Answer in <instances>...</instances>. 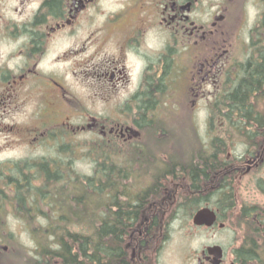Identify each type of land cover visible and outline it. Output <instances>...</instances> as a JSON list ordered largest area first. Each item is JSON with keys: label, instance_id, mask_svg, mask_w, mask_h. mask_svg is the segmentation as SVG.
I'll list each match as a JSON object with an SVG mask.
<instances>
[{"label": "flooded vegetation", "instance_id": "obj_1", "mask_svg": "<svg viewBox=\"0 0 264 264\" xmlns=\"http://www.w3.org/2000/svg\"><path fill=\"white\" fill-rule=\"evenodd\" d=\"M262 54L264 0H0V147L29 150L0 159V189H18L17 162H28L34 173L44 160L120 161L133 150V159L149 161L154 153L147 141L162 125L157 114H173L175 128L188 132V158L198 155L197 133L204 134L187 130L184 121L188 107L198 115L209 101L206 145L215 148L213 140L227 138L219 151L228 165L226 177L217 171L213 189L202 193L212 195L201 208L214 210L217 219L198 227L230 225V254L211 245L223 249L220 264H264V84L250 93L242 117L236 106L215 105L234 96ZM171 124L168 118L162 126ZM31 183L41 189L42 177ZM144 189H160L163 209L184 205L179 187ZM220 191L230 200L225 212ZM146 222L153 225L154 218ZM209 247L197 264L215 263ZM137 254L132 250V258Z\"/></svg>", "mask_w": 264, "mask_h": 264}, {"label": "trees", "instance_id": "obj_2", "mask_svg": "<svg viewBox=\"0 0 264 264\" xmlns=\"http://www.w3.org/2000/svg\"><path fill=\"white\" fill-rule=\"evenodd\" d=\"M263 84L264 60L252 65L236 85L234 96L221 97L215 105L236 106L242 117L247 114L250 93L261 90ZM250 112L255 114L254 110ZM222 115L225 121L232 120L231 113ZM211 145L215 148L205 145L198 155L187 160H169L161 171L158 169L160 172L148 187L183 189V207H200L211 202L212 194L202 193L213 189L217 171L221 178L226 175L228 163L219 149L227 147V138L217 137ZM127 158L93 162L91 174L74 170L75 161L44 160L39 163L40 172L34 173L27 167L28 162H17L13 178L20 182L18 189H0V225L4 222L1 215L4 209L21 212L18 218L26 226L39 225L34 232L35 255L30 256L28 264H88L87 256L90 264H159L162 244L170 235L179 207L172 204L169 210L163 209L159 200L165 195L160 189L134 188L130 181L137 178V172L135 164ZM36 175L42 177V188L30 189ZM4 177L1 169L0 179ZM219 195V207L225 212L230 201L228 194L220 191ZM168 213L171 215L168 223L158 225L157 219ZM31 217L41 221L32 224ZM147 218H154L153 225L146 222ZM132 250H137L140 256L132 258Z\"/></svg>", "mask_w": 264, "mask_h": 264}, {"label": "rangeland", "instance_id": "obj_3", "mask_svg": "<svg viewBox=\"0 0 264 264\" xmlns=\"http://www.w3.org/2000/svg\"><path fill=\"white\" fill-rule=\"evenodd\" d=\"M161 100L164 103L168 99L161 98ZM187 103L188 106L191 105V98H188ZM208 103L209 101H204V106H207ZM204 106L197 112L198 115L190 112V107H188L186 120L184 121L187 130L190 129L196 132H200L198 131L199 128L202 130L200 132L202 135L204 134L202 139L201 135L199 136L197 133L198 140L203 142L200 141L201 147L208 143L205 136L207 112ZM160 116L161 114H157L156 121L161 122L163 125L170 118L172 124L171 127L157 126L153 134L150 133L151 136L147 141V145L154 153V157L148 159L149 161H137L133 159L132 154L134 150L130 151L129 156H126L128 157L127 160H132L133 164H135L133 167L135 173L137 172V176H135L137 178H134L133 182L130 181L134 188L142 189L148 187L155 180L157 172H160L169 160H187L188 153L192 148L188 137L185 135L186 130L183 127L175 128L176 120L174 119V115L169 113L168 115L164 114V116ZM177 117L180 118L179 115ZM183 119L180 118L181 121ZM38 152L43 153L44 150L40 149ZM27 153H29V150L21 145L13 144L10 148L0 147V159L3 161L6 159H18ZM93 165L94 163L88 161H75L73 167L79 173L91 174L94 169ZM243 185L245 186V184ZM199 208L201 206L182 207L176 213V218L178 219L171 223L170 235L162 244L159 264H197V258L202 255V251L207 246L213 244L222 245L226 249V253L229 252L230 254L231 243L234 237L230 225H227L225 229L217 228L215 231H209L206 228L196 226L193 223V216ZM21 214V212L16 213V211L10 213L7 209L1 212L4 222H1L2 225H0V264H28L30 256L35 255L33 251L35 247L34 232L37 229L35 227H39V225L26 226L18 218ZM40 217L42 218V222H44V216ZM26 254L29 257H24Z\"/></svg>", "mask_w": 264, "mask_h": 264}, {"label": "water", "instance_id": "obj_4", "mask_svg": "<svg viewBox=\"0 0 264 264\" xmlns=\"http://www.w3.org/2000/svg\"><path fill=\"white\" fill-rule=\"evenodd\" d=\"M217 219L216 212L209 207L198 209L193 216V223L197 226H212ZM222 226H224L222 224ZM208 252L214 254L217 258L214 264H220L223 255V249L221 246H210Z\"/></svg>", "mask_w": 264, "mask_h": 264}]
</instances>
